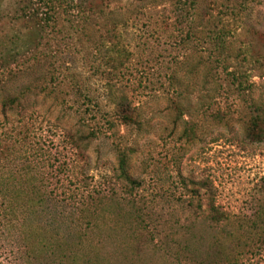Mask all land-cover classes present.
Instances as JSON below:
<instances>
[{
	"label": "rangeland",
	"instance_id": "obj_1",
	"mask_svg": "<svg viewBox=\"0 0 264 264\" xmlns=\"http://www.w3.org/2000/svg\"><path fill=\"white\" fill-rule=\"evenodd\" d=\"M160 1L0 0V264H191L213 201L264 215V0Z\"/></svg>",
	"mask_w": 264,
	"mask_h": 264
},
{
	"label": "trees",
	"instance_id": "obj_2",
	"mask_svg": "<svg viewBox=\"0 0 264 264\" xmlns=\"http://www.w3.org/2000/svg\"><path fill=\"white\" fill-rule=\"evenodd\" d=\"M121 0H43V3L48 6L49 9H53L51 16L47 17V22L50 20L56 21L59 18V14L56 9H69L68 11L75 12L79 17L78 19L82 23H87L90 16L104 14V10H109L110 7L120 2ZM136 2L142 3L145 6V2H150L152 6L161 5L160 0H136ZM148 6V5H146ZM70 15V14H69ZM37 25L42 28L41 23L37 22ZM233 76V81L237 76ZM121 106V105H120ZM122 107V106H121ZM129 107L121 108L119 112L123 122H132L130 117H124L122 114L127 112ZM255 116L251 118L246 137L255 142L260 143L264 140V103L256 104L254 108ZM110 128L113 127V123H109ZM90 137H94V133H90ZM70 144L75 147L77 141L69 138ZM79 140V139H78ZM128 156L122 151L118 152L117 157V171H119L118 178H121L126 184L135 188L137 182L131 179L128 174ZM196 218H194V222ZM198 219V218H197ZM211 228L217 229V235L212 238V243L205 249L198 248L193 251L192 257L189 258L191 264H241L248 259V256H252L253 252H257L258 259H255V264H264V215H254L249 218L246 224L241 222H232L231 218L225 213L219 211L214 204V201L209 206V214L206 217ZM227 224H230L229 226ZM183 228V227H182ZM183 233V232H182ZM188 227L184 228L183 234H189ZM163 248L168 249V245H164ZM188 259V258H187Z\"/></svg>",
	"mask_w": 264,
	"mask_h": 264
}]
</instances>
